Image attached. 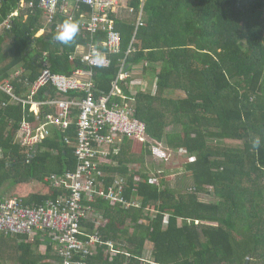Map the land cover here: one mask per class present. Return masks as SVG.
Here are the masks:
<instances>
[{"label": "trees", "instance_id": "16d2710c", "mask_svg": "<svg viewBox=\"0 0 264 264\" xmlns=\"http://www.w3.org/2000/svg\"><path fill=\"white\" fill-rule=\"evenodd\" d=\"M22 1L0 0V25ZM25 1L34 6L20 9L12 28L0 35V83L12 80L15 94L27 99L45 53L52 72L69 76L88 69L70 60L76 47L103 41L105 34L86 39V32L78 33L66 46L53 39L56 22L36 38L44 27V11L40 0ZM128 2L136 12L144 10L145 25L136 31L134 23L116 22L121 52L112 56L110 68L94 69L97 87L109 92L125 60L128 70L143 63L149 66L158 91L156 96L137 95L136 116L147 125L148 141L122 138L99 164L105 177L97 176L107 186L118 177L126 179L124 196L132 204L113 206L102 198L95 203L105 221L99 229L101 239L113 242L118 254L111 255L104 243L84 261L264 264V0ZM125 92L129 95L126 88ZM50 96L56 92L48 87L36 100ZM9 99L0 91V104ZM30 109L29 104H10L0 110V204L9 198L33 208L55 202L65 190L55 186L53 178H64L80 166L75 127L68 139L52 128L33 149L19 144L23 120L37 121ZM47 113L42 108L40 118ZM254 136L261 138L259 149L251 147ZM153 142L188 158L181 178L169 180V169L152 167L154 179L145 169L135 170L134 165L145 168L147 157L158 151L152 149ZM11 187L13 196L6 197ZM199 195L213 201L203 202ZM86 223L87 234L93 233L94 225ZM147 243L153 244L149 259ZM42 245L46 243L39 234L34 239L0 235V264H61L55 244L46 245L44 252Z\"/></svg>", "mask_w": 264, "mask_h": 264}, {"label": "built area", "instance_id": "2783aa9c", "mask_svg": "<svg viewBox=\"0 0 264 264\" xmlns=\"http://www.w3.org/2000/svg\"><path fill=\"white\" fill-rule=\"evenodd\" d=\"M72 2L76 3L78 11L85 6L89 12L81 13L80 19L76 20L69 12ZM120 4L118 0H40L39 6L44 11L48 24L59 22L61 17L72 18L78 22L79 31L86 32L91 39L104 33V49L101 50L96 42L80 46L85 51L82 54L77 51L70 60H78L88 69L79 68L69 76L52 72L48 54L45 53L42 60L43 69L30 85L27 99L15 94L12 81L0 83V91L10 98L8 102L0 104V110L10 104H29L31 113L37 119L36 122L24 119L21 123L18 137L23 148L29 150L36 147L51 135L52 128L68 133L75 127L77 131L75 153L80 161L78 170L64 178H53L55 186L65 190L63 196L38 208L24 207L16 198L6 199L0 204V235L28 236L34 239L35 235L39 234L46 245L55 244L56 252L62 260L61 264H86L84 260L95 254L104 243L111 249V255L117 253L114 252L113 242H104L101 239L99 229L105 221L95 203L98 198H102L113 206L121 204L124 208H130L132 204L127 202L124 196L126 179L118 177L113 184L107 186L104 180L98 177H105L98 170L99 164L102 159L111 155L112 149L122 138L148 141L147 125L136 116V97L127 96L122 88L130 77L125 70V60L110 92L101 91L95 82L94 69L110 68L112 56L121 52L122 36L113 17L118 14ZM27 6L32 8L34 4L27 5L23 0L20 9L24 10ZM20 9L0 25V32L12 28L14 19L20 15ZM128 10L137 16V29L144 27L143 9L139 12L133 8ZM58 26L59 24L56 30ZM93 45L104 54L102 67L95 66L91 56ZM131 52L132 49L128 54ZM22 72L18 71L16 76L20 77ZM48 87L53 88L58 97L36 100L40 92ZM42 108L51 111L45 119L40 118ZM157 144L161 147L158 150L163 149L167 154L166 158L172 153L165 151L158 142ZM158 173L162 174L161 171ZM134 206L140 207L138 203ZM85 222L94 225L93 233L87 234Z\"/></svg>", "mask_w": 264, "mask_h": 264}, {"label": "crops", "instance_id": "0c3cea01", "mask_svg": "<svg viewBox=\"0 0 264 264\" xmlns=\"http://www.w3.org/2000/svg\"><path fill=\"white\" fill-rule=\"evenodd\" d=\"M121 2L120 4V9H119V12L117 15H114V20L115 22L117 21H122V22H129V23H134L135 26H136V31H138L137 29V16L136 14H131L130 11L128 10V8H130L129 6V2L128 0H118ZM144 11V10H143ZM69 12L70 14L74 15L76 17V20H79L80 19V14L81 13H88V8L86 7L85 9V6H82L81 10L78 11L77 10V7H76V3L75 2H72L70 7H69ZM145 15V13H144ZM61 19H64V17H61ZM42 21H43V25L44 27L41 28L37 34H36V38H40L44 35H46V32H49L51 29V25L48 24L47 20H46V16H45V13H43V17H42ZM145 21H146V16H145ZM60 22V21H59ZM58 22V24H59ZM60 25V24H59ZM117 25V23H116ZM57 27V26H56ZM142 28V27H141ZM57 28H55L56 30ZM57 31V30H56ZM78 33H82L80 31H78ZM3 33L0 32V35H2ZM48 34V33H47ZM104 34V33H103ZM137 33H135L134 35V38L136 36ZM97 37V36H96ZM91 39L90 36L87 37L86 36V39ZM96 39V38H95ZM106 40V35L104 37V40L103 41H98L97 40V44L98 46L101 48V49H104V47L102 46V43ZM89 44V43H88ZM87 44V45H88ZM87 45H84V44H79L77 47H76V50L74 52V54H76L77 51H79L80 54H82L85 50L80 47V46H87ZM78 47L79 50H78ZM130 49H133L132 47ZM129 49V50H130ZM129 52V51H128ZM127 52V54H128ZM73 53L70 55V57L72 55H74ZM75 61H78V60H75ZM124 60H122L123 62ZM147 69H149V66H146L144 63L141 64V65H137L135 67H133L131 70H128V67L125 69L128 73H129V78L125 81V84H123L122 88L124 90V93L127 95V93L125 92V88L126 90H128L129 92V97H136V100H137V95L141 92L143 93H148V94H151L152 96H156L157 94V91H158V87H157V77H154V75H151L149 71H147ZM121 70V68H120ZM22 71V70H21ZM120 72V71H119ZM72 75V74H71ZM118 77V76H117ZM116 77V78H117ZM115 78V79H116ZM114 79V80H115ZM113 80V81H114ZM12 80L10 79H7L5 80L3 83L1 84H5L7 82H10ZM113 81L111 82V88H112V83ZM95 82H96V78H95ZM97 84V83H96ZM14 86V85H13ZM111 90V89H110ZM110 92V91H109ZM17 95V93H16ZM80 96V95H79ZM58 95L56 94V96L54 98H57ZM48 98H52V96L48 97ZM46 98V99H48ZM10 100V99H9ZM51 113V111L48 109V113L49 114ZM44 116V119L46 117V115ZM43 119V118H42ZM156 154V152H155ZM152 158H154L153 156H151ZM157 161V160H156ZM146 167L149 168V165H148V161H146ZM133 166V165H132ZM134 166H137L139 167L138 165H134ZM146 247H151L153 248V244L152 243H147V246ZM47 249V246L45 245H42V251L44 252L45 250Z\"/></svg>", "mask_w": 264, "mask_h": 264}, {"label": "rangeland", "instance_id": "374dc122", "mask_svg": "<svg viewBox=\"0 0 264 264\" xmlns=\"http://www.w3.org/2000/svg\"><path fill=\"white\" fill-rule=\"evenodd\" d=\"M243 46L245 47V44H243ZM151 146H152V149L154 151L156 149L161 148L157 143H154V142L151 144ZM165 151H166V149H165ZM166 153H168V152H166ZM166 156H167V154H165L163 149L158 150L156 152V154H154V158H152L151 156L147 157L146 161H148L149 168H147V167L143 168L142 166H139V167L136 166L135 170L138 171V170H141V168L145 169L148 173H150L149 176H151L153 178L154 173H152V170H151L152 167H155V169H163V170L169 169V171H171L169 180L181 178V176L184 173V162L185 161L188 162L189 161L188 158L187 157L184 158L183 156H179V155H177V153H171L170 155L168 154V157L164 160V158ZM4 193H5L4 195L6 197L13 196L14 187L8 188ZM199 196H200L201 201H203V202L213 201L212 197L209 195H199ZM152 249L153 248H151V247H146V250H145V258L146 259L150 258V256H151L150 254L152 253Z\"/></svg>", "mask_w": 264, "mask_h": 264}, {"label": "clouds", "instance_id": "9594fccd", "mask_svg": "<svg viewBox=\"0 0 264 264\" xmlns=\"http://www.w3.org/2000/svg\"><path fill=\"white\" fill-rule=\"evenodd\" d=\"M78 31V22L72 18H67L58 26V30L54 34L53 39L66 46H70L75 41ZM91 56L95 61V66H103L104 54L94 45L92 46ZM250 144L253 149H259L261 146V138L259 136L251 137Z\"/></svg>", "mask_w": 264, "mask_h": 264}, {"label": "bare ground", "instance_id": "6f19581e", "mask_svg": "<svg viewBox=\"0 0 264 264\" xmlns=\"http://www.w3.org/2000/svg\"><path fill=\"white\" fill-rule=\"evenodd\" d=\"M25 1V0H24ZM26 2V1H25ZM28 7V6H27ZM26 9V8H25ZM5 32V31H4ZM3 33V32H2ZM74 54V53H73ZM62 133H64V132H62ZM65 134V139H68V138H70L71 136L69 135L70 133H64ZM69 142H71V141H69ZM72 143V142H71ZM75 148H76V143H75Z\"/></svg>", "mask_w": 264, "mask_h": 264}]
</instances>
